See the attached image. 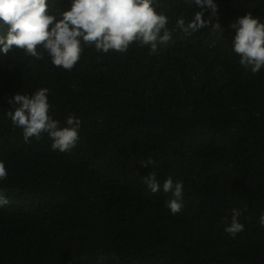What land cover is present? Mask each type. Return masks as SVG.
Returning <instances> with one entry per match:
<instances>
[{
  "label": "trees",
  "instance_id": "1",
  "mask_svg": "<svg viewBox=\"0 0 264 264\" xmlns=\"http://www.w3.org/2000/svg\"><path fill=\"white\" fill-rule=\"evenodd\" d=\"M225 30L209 29L158 55L135 44L126 54L84 45L71 71L22 51L0 58V264H264V70L253 75L232 51L229 25L264 0H217ZM70 0H52L60 11ZM174 27L196 11L189 0H157ZM50 89L51 114L82 122L68 152L46 134L23 140L7 97ZM153 158V167L141 162ZM184 182V208L170 214L143 177ZM232 208L244 231H224ZM228 220H225V217ZM115 257V258H113Z\"/></svg>",
  "mask_w": 264,
  "mask_h": 264
},
{
  "label": "clouds",
  "instance_id": "2",
  "mask_svg": "<svg viewBox=\"0 0 264 264\" xmlns=\"http://www.w3.org/2000/svg\"><path fill=\"white\" fill-rule=\"evenodd\" d=\"M189 2L197 10L190 18L178 16L170 29L169 17L157 11V0H70V6L60 11L52 9V0H0V58L22 51L37 61L47 57L53 67L71 71L80 60L84 45L94 46L100 54H126L135 44L158 55L175 43L177 31L188 38L209 29L217 39H223L225 30L218 19L217 0ZM229 28L232 51L238 56L239 65L253 75L264 70V21L248 12L232 21ZM49 94L50 89L41 87L31 94L16 92L8 96L11 110L7 117L15 128L22 129L25 143L46 134L53 151L68 152L80 140L82 122L69 115L62 126L51 114ZM155 163L150 157L141 162L145 167ZM8 176L5 162L0 160V182ZM141 179L151 193L167 194L165 204L170 214L176 215L184 208L182 180L168 176L160 183L153 171ZM8 204L9 198L0 190V207ZM243 211L230 210V222L224 231L232 238L244 231L240 220ZM259 224L264 227V214L260 215ZM104 259L101 254L99 264Z\"/></svg>",
  "mask_w": 264,
  "mask_h": 264
}]
</instances>
